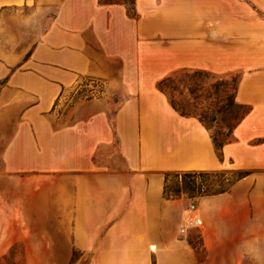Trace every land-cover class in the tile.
<instances>
[{
	"label": "crops",
	"instance_id": "obj_1",
	"mask_svg": "<svg viewBox=\"0 0 264 264\" xmlns=\"http://www.w3.org/2000/svg\"><path fill=\"white\" fill-rule=\"evenodd\" d=\"M132 9L0 0V22L24 26L5 33L0 25V194L10 187L22 220L41 230L19 239L28 252L61 255L50 264H66L74 251L86 264H264V0H134ZM13 10L17 17H3ZM117 28L140 46L155 31L170 33L164 39L180 62L240 73L236 100L248 111L221 156L198 118L149 95L57 126L54 99L64 86L127 60ZM187 169L244 172L199 195L191 211L164 192L165 173ZM193 214L200 225L182 231Z\"/></svg>",
	"mask_w": 264,
	"mask_h": 264
},
{
	"label": "rangeland",
	"instance_id": "obj_2",
	"mask_svg": "<svg viewBox=\"0 0 264 264\" xmlns=\"http://www.w3.org/2000/svg\"><path fill=\"white\" fill-rule=\"evenodd\" d=\"M132 1L116 0L124 3L130 13H133ZM21 8L22 14L29 12L28 7ZM17 12L13 10L3 14V17H17ZM0 25L4 27L2 31L5 33H11L19 27L24 28L8 21H1ZM25 27L32 33L39 29L37 26ZM113 32L116 35L117 49L124 53L127 60L121 62L118 69L109 75L80 74L73 83L64 86L54 99L52 115L57 126L73 125L100 109H105L111 115L119 103L132 96L139 99L142 95H149L156 101H167L170 105V98H173L187 112L196 115V118L199 115L203 121L210 123L212 132H224V137L231 134L232 125L246 108L245 104L240 108L236 106L239 103L236 100L239 72L224 73L180 62L172 46L168 45L169 40L164 39L170 33L162 31L156 36L155 31L152 34L155 38L150 37L151 44L140 46L132 42L128 31L117 28L111 31ZM28 34L29 31L24 34L27 38L21 40H28ZM167 76H172L167 83L175 89L164 91L160 88V81ZM8 160L11 163L16 162L13 158ZM1 165L2 159L0 167ZM185 171L188 173H184ZM167 172L170 173L167 179L168 191L172 193L174 189H178V197L184 199L188 208L190 203L196 204L199 195L224 190L244 171L187 169ZM1 192L0 264H50L52 259H60L61 255L28 252L27 243L19 237L41 232L32 226L39 223L22 220V209L16 204L17 200L13 198L10 187L2 188ZM193 236H198V232H194ZM87 260L88 255L79 251H74L68 259L65 255L66 264H86Z\"/></svg>",
	"mask_w": 264,
	"mask_h": 264
},
{
	"label": "trees",
	"instance_id": "obj_3",
	"mask_svg": "<svg viewBox=\"0 0 264 264\" xmlns=\"http://www.w3.org/2000/svg\"><path fill=\"white\" fill-rule=\"evenodd\" d=\"M103 2H116V0H102ZM134 2V0L132 1V3ZM133 8V6H132ZM207 70V69H206ZM172 76H167L166 78L162 79L160 81V88L164 91H167L169 90V88L171 89H175V87L173 85H170L169 82L167 83V80H171ZM236 88V87H235ZM170 103L172 104V106L177 110L179 111L181 114L183 115H192V116H195L194 114H191L190 112H187L184 107H180L179 105L176 104L175 100L173 98H170ZM242 105L244 104H236V106L238 108H240ZM245 106V105H244ZM246 108L241 112V114L239 115V117L236 119V121L234 122V124L232 125V130L233 128L235 127V125L240 121V119L244 116V114L248 111V107L245 106ZM198 120L206 127L210 130L211 128V124L210 123H206L205 121H203L202 117H200L198 115ZM211 132V136H212V139H213V142L216 146V148L219 150V154L220 156L222 155V152H221V148L222 146L224 145L225 142H227L230 137H231V134H232V131H231V134L230 135H227L226 137H224V132ZM184 173H188L187 171H185ZM170 173L169 172H166L165 173V184H164V192H165V195L168 196V197H178V189H174L173 192H169L168 191V187H167V179H168V175ZM175 174H178V172H176ZM243 175V172H241V174L238 176H242ZM219 191H223V190H219ZM219 191H216V192H219ZM210 193H213V192H210Z\"/></svg>",
	"mask_w": 264,
	"mask_h": 264
},
{
	"label": "built area",
	"instance_id": "obj_4",
	"mask_svg": "<svg viewBox=\"0 0 264 264\" xmlns=\"http://www.w3.org/2000/svg\"><path fill=\"white\" fill-rule=\"evenodd\" d=\"M188 209H190L191 211H195L196 210V204L193 202L190 203ZM200 223H201V219L197 215L193 214L192 216H190L187 219L185 226L184 227L182 226L181 230L184 231L185 229H187L190 226H198V225H200Z\"/></svg>",
	"mask_w": 264,
	"mask_h": 264
}]
</instances>
